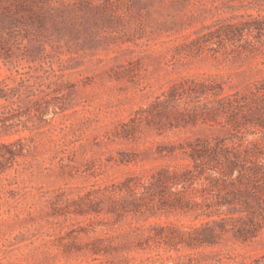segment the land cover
<instances>
[{
    "label": "rangeland",
    "instance_id": "obj_1",
    "mask_svg": "<svg viewBox=\"0 0 264 264\" xmlns=\"http://www.w3.org/2000/svg\"><path fill=\"white\" fill-rule=\"evenodd\" d=\"M109 1L116 5L106 10L110 21L100 20L97 12L78 8H68L60 17L54 6L61 8L63 0H47L38 13L43 20L39 15L23 13L6 25L0 24V80L12 85L22 73L27 82L43 87L36 75L51 66L59 74L58 86L70 92L61 98L67 109L47 116L56 127L63 128L59 133L62 142H53L50 132L35 135L34 157L27 159L28 166H18L9 174L18 180V195L16 199L0 198V264H110L106 259L92 260L83 252L64 251L113 233L109 226L100 225L104 213L66 214V208L73 207L69 199H77L91 186L96 187L93 185L118 182L126 173L188 162L181 150L159 157L157 145L167 148L185 146L184 139L203 138L212 143L218 139L229 149L255 148L264 158V89L256 91L254 85L259 80L262 82L257 86H264V43L248 56L208 48L195 55L184 53L177 47L189 40L183 35L189 33L192 38L202 24L210 22L212 13L201 10L220 0H182L178 4L168 0ZM240 1L254 7L237 13L256 15L261 11L264 15V0H233L236 5ZM182 22L188 25L179 29ZM261 38L264 41V36ZM185 76L222 82L223 94L240 91L242 106L234 114L221 112L214 121L203 122L198 115L195 124L161 129V134L155 124L144 123L131 138L116 136L122 122L162 98L174 80ZM28 101L25 93L16 98L20 106ZM166 108L181 109L176 105ZM20 113L23 118L27 116L24 107ZM31 135L25 130L0 139ZM121 151L136 158V163L115 164ZM51 197L56 199L54 203L47 200ZM166 219L161 215L148 222ZM168 219L184 224L192 220L181 215ZM83 228L90 232L83 233ZM223 244V249L237 258L260 256L264 254V224L247 244L231 236ZM167 254L175 253L162 248L133 253L136 259L129 264H140L146 256Z\"/></svg>",
    "mask_w": 264,
    "mask_h": 264
},
{
    "label": "trees",
    "instance_id": "obj_2",
    "mask_svg": "<svg viewBox=\"0 0 264 264\" xmlns=\"http://www.w3.org/2000/svg\"><path fill=\"white\" fill-rule=\"evenodd\" d=\"M168 1L178 4L182 0ZM45 2L47 0H0V24L6 25L23 13L38 16ZM115 6L109 0H63V6H54V12L61 17L68 8H78L97 12L100 20L110 21L106 10ZM247 7L254 6L242 1L236 5L233 0H220L202 9V12L212 13L211 21L202 24L192 38L185 33L183 36L189 40L177 47L193 55L204 48L224 54L254 55L264 43L261 38L264 15L261 11L256 15L246 11L237 13ZM39 19L43 20L44 16L39 15ZM186 25L182 22L179 29ZM37 77L45 86L37 87L36 82L30 84L22 73L19 81L12 85L5 79L0 80V138L19 131L32 132L30 137L0 139V198L3 200L16 199L18 195V180L9 174L18 166H28L27 159L34 157L35 135L50 132L49 138L56 144L63 140V136H59L63 128L56 127L47 116L67 109L61 98L70 92L58 86L59 74L51 66ZM261 82L254 83L256 91L264 89L257 86ZM53 84L56 87L52 88ZM23 93L29 101L20 106L16 98ZM161 95L162 98L158 97L150 106L137 110L127 122H122L116 136L131 138L144 123L155 124L161 134V129L195 124L198 115L203 122L214 121L221 112L234 114L243 103L240 91L223 94L222 82L197 76L174 80ZM167 105L181 109L168 111ZM22 107L27 110L25 118L20 113ZM184 142L185 146L161 148L157 145L155 152L164 157L181 150L188 160L185 164L154 165L126 173L118 182L93 185L96 187L91 186L77 199H69L73 207L66 208V214L104 213L106 216L100 219V225L109 226L113 233L104 238L94 237L83 246L64 251L83 252L92 260L106 259L110 264H129L136 259L133 253L159 248L175 254L146 256L140 259V264H164L163 261L170 264H264V254L246 260L245 256L237 258L222 247L227 236L241 244L251 242L264 224V158L248 146L229 149L224 140L212 143L196 138L194 141L184 139ZM119 155L115 164L136 163V158L130 157L128 152L121 151ZM47 200L56 201L52 197ZM161 215L167 219L148 222L149 218ZM170 215L189 216L192 220L189 224L173 222L168 219ZM124 224L127 227L118 231ZM81 231L90 232L87 228Z\"/></svg>",
    "mask_w": 264,
    "mask_h": 264
}]
</instances>
